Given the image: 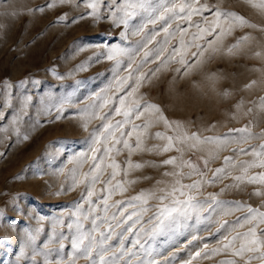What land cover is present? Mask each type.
<instances>
[{
    "label": "rangeland",
    "instance_id": "374dc122",
    "mask_svg": "<svg viewBox=\"0 0 264 264\" xmlns=\"http://www.w3.org/2000/svg\"><path fill=\"white\" fill-rule=\"evenodd\" d=\"M189 2L194 7L207 5L208 10L194 13L190 21H169V31L174 34L165 44L164 21L151 24L146 15L135 17L127 29V39L120 38L125 28L123 25L116 27L110 16L122 0H115V4L113 0H103L100 20L87 15L90 9L85 7L83 0L65 3L59 0H0V264H57L58 261L69 264L75 228L69 229L68 224L75 219L71 213L77 204L82 205V215L91 212L89 219L84 221L86 229H91L92 218L99 216L102 218L97 221L100 230H106L102 223L105 216L102 200L107 192L101 191L106 186L103 182L97 183L93 204L86 203L82 198V194L87 195L86 186L72 187L73 169L79 177L89 170L91 161L80 166L75 158L82 152H89L91 134L106 122L93 118L92 113H110L109 120L113 123L122 120V116L115 115V108L120 106L119 98L127 96L133 88L137 90L128 97L129 105L134 100L142 105L155 104L170 122H180L182 131L195 132L201 138L228 137L223 145L205 143L198 149L185 148L183 159H191L205 171L206 180L212 178L216 168L224 166V157H231L234 164L226 169L230 173L226 178L205 184L199 199L212 193L219 200L240 202L264 211V196L254 194L264 192V185L244 182L238 187H226L235 183L232 177L241 174L245 167L243 162L256 159L253 149L259 151V146L264 144V31H261L264 9L253 7L246 0ZM217 7L237 13L257 27L234 25L231 33L219 40L216 39L219 29L212 35H200L201 29L208 28L209 22L215 19ZM81 16L85 18L79 19ZM140 25H146L143 32L133 35V26ZM154 33L159 35L148 43ZM245 36L248 39L241 40ZM209 41H214L211 47ZM237 41H240L238 47H232ZM116 44L134 51L131 59L121 57L122 63L114 71L115 61L106 58V46ZM148 49L154 51L144 61V51ZM157 49L162 51H155ZM201 52L203 55L199 54ZM182 56L184 63H181ZM129 75L131 78L118 91L116 79ZM141 75L143 80L139 79ZM97 94L112 96L114 102L101 109L102 100L96 99ZM93 104L94 108L89 107ZM158 115L146 113L137 120L133 114L134 124L142 125L147 119L152 121L147 129H138L142 141L140 149L130 155L122 144L117 145L122 149L116 156L122 170L116 180L124 182L126 191L117 192L108 203L112 205L118 200L125 203L120 208L109 207L107 215L111 217L116 213L118 219H123L147 207L149 211L143 214L133 233L144 227L140 241L145 247L151 245L156 249L159 254L154 253V259L159 264H183L205 244L209 249L219 246L220 234L212 233L218 227L215 220L220 219V210L212 213L210 220L202 219L197 224L193 215L192 219L178 225L174 234L165 231L150 238L148 233L156 221L153 219L150 223L149 218L156 213L160 201L155 197L149 199L147 205L135 201L129 204L128 201L141 192L162 195L160 189L170 190L180 178L164 174L176 169L162 161L180 154L175 149L160 151L167 141L157 138L156 133L166 136L174 133L157 119ZM245 127L250 135L231 131ZM122 131L135 148L137 132L127 136L132 124L125 125ZM205 159L209 161L207 168L203 163ZM129 160L143 167L130 168ZM111 171L106 168L101 181L107 180ZM183 171L187 173L189 169ZM259 172L264 169H249L248 175ZM181 179L188 184L200 177L193 175ZM121 211L124 217H120ZM245 213L246 209L236 211L224 219L233 222ZM208 215L207 211L201 213V217ZM110 222L116 233L132 223L128 221L116 228L117 221ZM248 227L238 231H246ZM260 228L264 229V225ZM133 233H125L126 248H132V240L136 238ZM109 243L119 247V237L114 236ZM133 251L144 258L139 245ZM229 259L244 264L243 259L232 256L229 251L208 259L202 254L191 264H222ZM76 264H88V261L77 258ZM252 264L259 262L253 260Z\"/></svg>",
    "mask_w": 264,
    "mask_h": 264
},
{
    "label": "snow or ice",
    "instance_id": "6c2138e0",
    "mask_svg": "<svg viewBox=\"0 0 264 264\" xmlns=\"http://www.w3.org/2000/svg\"><path fill=\"white\" fill-rule=\"evenodd\" d=\"M60 3L71 2V0H59ZM85 7L90 9L87 13L88 16L93 17L96 20H100L102 17L100 15V8L103 4V0H83ZM253 7H258L264 9V0H246ZM115 4V0H113ZM195 4H199V0H194ZM53 5H49L52 7ZM207 5H200L199 7H194L193 3H190L189 0H122V3L116 5L115 11L111 12L112 23L116 27L123 25L125 31L120 33L121 39H127V29L132 26L130 22L137 16H147V22L155 24L158 21H164L165 27L163 31L166 36L164 43L168 41V37L174 33L169 31L170 24L169 21L175 20H191V17L194 13H201L207 11ZM215 19L209 22V27L201 29L200 35L207 34L212 35L219 32L216 35V39L219 40L222 36L228 35L231 33L234 25L239 27H257V25L251 24L246 18L235 13L223 11L219 7L216 8L214 12ZM84 16H81L79 19H84ZM60 19H65L61 17ZM227 24V27L225 25ZM133 35H140L143 32V29L146 25H140L135 27ZM199 27V25H197ZM184 31V30H180ZM264 31V29H261ZM159 33H154L149 39L148 43H151L155 39V36ZM248 37H242L241 40H247ZM141 42H137L139 45ZM214 41H209V47L212 46ZM240 41H237V44L232 47H238ZM183 44V40L181 41ZM107 47V59L115 61L114 71H117L122 63L121 57L128 56L129 59L132 58V52L134 49L121 47L119 44L106 46ZM146 48L147 45L145 44ZM198 49L200 45L196 46ZM216 49L213 48V51ZM154 50L148 49L144 51V61L152 55ZM157 52L162 51V49L155 50ZM231 51V49H229ZM203 55V53H199ZM193 56H196L197 53H192ZM183 56L181 57V63H184ZM131 71V65H129ZM128 77L117 78L115 83L117 90H122L127 83ZM140 80L144 79V76L141 75ZM139 86V80L137 81V88ZM251 87V85H249ZM136 88H133L132 92H129L127 96H121L119 98V107L115 108V115L122 116V120H117L115 123L109 120L110 113L100 115L99 113L93 112L92 117L99 119L101 121H106L102 124L100 130L94 131L90 136V148L89 152H82L78 157L75 158V161L82 166L85 163L91 161L89 165V170L83 172L79 177L76 175V170L73 169V185L75 188L80 184L86 186L87 195L82 194V198L89 205L93 204L92 197L96 194L95 186L99 182L105 184V188L101 191H106L107 195L102 200L104 206L105 216L102 220V223L106 225V230L101 231V225L97 223L98 220L102 218L96 216L91 220V229H86L84 221L89 219L91 212L86 215H82V205L77 204L76 210L71 213L75 217L72 223L68 224L69 229L75 228V234L72 238V249L73 255L70 259L69 264H76L77 258H83L88 261V264H159V261L154 259V253L159 254L156 249H153L151 245L145 247L144 243H141L140 236L141 233L145 232L143 226L140 227L135 233H133V228L136 224L141 222L142 216L144 213L148 212L147 207H141L139 212H132L128 216L124 217V212H120V217L123 219H118L117 214L113 213L111 217H108L107 212L109 207L120 208L125 202L116 201L114 204L109 205L108 200L115 195L117 192L123 194L126 191L124 187V182L121 180H116V177L120 175L121 165L117 162L116 156L122 151L121 148H118L117 145L122 144L123 149H127L129 154L135 149H140L142 146V141L138 129L144 128L147 129L151 126V119H147L144 124H134L132 123V116L135 114V119L139 120L146 113L149 116L159 114L157 119L163 121L166 128H169L173 131V135H165L164 133L157 132L156 137L160 139H165L167 143L160 149L161 152H169L175 149L180 155L169 157L168 159L162 161L164 165H173L176 171L166 172L165 175L180 177L175 180L172 184L170 190L160 189L162 195L156 196L155 193H144L141 192L139 195L132 197L129 204L132 202H139L142 205H147L149 199L157 198L160 201V204L157 206V211L153 217L149 218L151 223L154 219L156 221L153 224V227L148 233L150 238H155L157 235H162L165 231L172 234L175 233V229L178 225L183 224L184 222L192 219L193 215L197 224H200L201 220H210L212 213H215L218 209L220 210V219L215 220V223L218 225L216 232L212 235L220 234V239L218 241L219 246L209 249L208 244L204 245V248L201 251H197L191 259L184 261L183 264H191L192 260L201 257L208 259L212 255H216L225 251H229L232 256L239 257L244 260V264H252L253 260L259 262V264H264V229L260 228L261 225H264V211H260L257 208H253L250 205H243L240 202H228L219 200L216 194L209 193V196L203 200L198 198L200 190L205 184L214 183L217 179L226 178L230 173L226 172V169L229 166H234L231 157H224V166L216 168L212 172L211 179H205V171H203L196 163L191 159H183L185 148L189 150L198 149V147L205 143H215L217 145H223L227 143L228 137L224 138L219 137H204L201 138L197 133L193 132L191 134L186 131H182V125L178 121L170 122L164 115L161 113L159 107L155 104L145 103L141 104L140 101L134 100L131 105L128 104V97L136 91ZM97 100H102L100 108L103 109L107 105L114 102V97L112 96H101L97 94ZM262 103H264V98H262ZM89 107L94 108L95 105H90ZM239 107V105H237ZM250 111V110H249ZM132 124V131L127 133L128 137H131L133 132H137L136 135V144L133 148L132 144L129 143L128 139H125V132L122 131L125 125ZM87 127V124H85ZM231 131L249 133L247 127L242 129H233ZM119 133V136H117ZM27 138V137H25ZM246 139V138H245ZM152 151L153 149H148ZM241 152L244 149H240ZM90 153V154H89ZM252 154L256 157L252 162H243L245 167L242 168L241 174L232 177L235 181L234 184L228 185L226 187H238L240 183H251V184H260L264 185V172H259L255 175H248L249 169L252 168H261L264 169V144L259 146V151L253 149ZM107 161V163H106ZM130 168H141L143 165L140 163L133 164L130 160L127 162ZM204 167L207 168L209 161L205 159L203 161ZM110 168L112 171L107 180L101 181V178L104 175L105 169ZM184 168L189 169L187 173L183 171ZM198 176L200 179L194 180L192 183L185 184L182 182L183 177ZM113 180H116V183L113 184ZM157 183H160L158 181ZM225 189H221L224 191ZM258 196H264V192L256 191L254 193ZM169 201V203H164V201ZM246 209L245 215L242 217H237L235 221L229 222L224 219V217L232 215L236 211H242ZM207 211L209 213L206 217H201V213ZM135 216L136 219L133 220L132 217ZM110 221H117L115 227L120 228L122 225L127 224L128 221H132L131 225L124 228L120 233H116L113 225ZM57 223H63L62 220H57ZM246 225L249 227L246 231H238L240 228H244ZM226 232L227 235L222 233ZM125 233H133L136 237L132 240V248L125 247ZM114 236L119 237V247H115L110 244L109 241L113 239ZM32 238V237H30ZM197 239V237H193ZM139 245L140 252L143 253L144 258L138 257V253L133 251V249ZM63 248V244H61ZM246 257V259H245ZM174 259V257H173ZM57 264H60L58 261ZM222 264H237V261L234 259L225 260Z\"/></svg>",
    "mask_w": 264,
    "mask_h": 264
}]
</instances>
